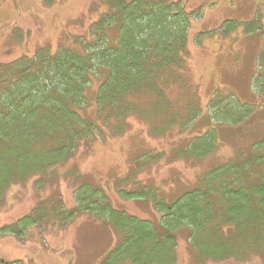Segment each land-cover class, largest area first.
<instances>
[{"label": "trees", "instance_id": "16d2710c", "mask_svg": "<svg viewBox=\"0 0 264 264\" xmlns=\"http://www.w3.org/2000/svg\"><path fill=\"white\" fill-rule=\"evenodd\" d=\"M102 1L108 10L92 26L90 39L0 70V204L10 187L54 173L80 148L104 140L105 132L120 137L133 117L153 137L163 138L201 112L188 49L190 19L198 11L188 13L183 0ZM259 21L245 32H260ZM257 67L252 89L263 98L264 47ZM95 81L97 120L90 121L83 111ZM238 103L235 95L214 93L208 107L215 126L192 141L190 158L202 160L217 151V126L239 125L253 116L252 105ZM141 190L130 197L154 193L150 187ZM105 198L89 185L75 191L77 212L99 217L119 235L101 264H176L177 234L184 229L200 264L264 256V135L250 150L207 172L193 191L171 203L155 201L161 226L117 211ZM60 211L66 212L61 206ZM35 213L18 225L39 223ZM3 231L17 234L13 226Z\"/></svg>", "mask_w": 264, "mask_h": 264}, {"label": "rangeland", "instance_id": "374dc122", "mask_svg": "<svg viewBox=\"0 0 264 264\" xmlns=\"http://www.w3.org/2000/svg\"><path fill=\"white\" fill-rule=\"evenodd\" d=\"M183 4L188 13L200 14L191 16L188 41L190 73L200 98L198 117L163 138L153 137L148 126L133 117L120 137L105 132L104 140L80 148L54 173L10 187L0 204V264H101L120 238L99 217L77 212L76 189L98 188L113 209L161 226L155 201L171 203L193 191L207 172L250 150L263 137L264 97L260 100L250 80L264 47V0ZM107 10L102 0H0V70L39 52L53 55L59 46L76 47V39H90L92 26ZM258 18L262 30L246 33ZM233 23L238 25L228 32ZM117 33V28L109 31L112 39ZM96 82L88 91L90 106L83 111L90 121L97 120ZM216 92L235 95L241 104L252 105L254 114L239 125L217 126V151L194 160L188 155L192 141L215 126L208 106ZM147 187L154 193L130 197ZM34 212L39 223L18 225ZM12 226L16 235L3 231ZM177 235L176 264H200L190 247L189 229ZM205 264H264V256Z\"/></svg>", "mask_w": 264, "mask_h": 264}, {"label": "crops", "instance_id": "0c3cea01", "mask_svg": "<svg viewBox=\"0 0 264 264\" xmlns=\"http://www.w3.org/2000/svg\"><path fill=\"white\" fill-rule=\"evenodd\" d=\"M255 74H256V72H255ZM255 74H254V75H255ZM253 77H254V76H252V77H251V80H250V84H251V86H252V80H253Z\"/></svg>", "mask_w": 264, "mask_h": 264}, {"label": "flooded vegetation", "instance_id": "af4514ba", "mask_svg": "<svg viewBox=\"0 0 264 264\" xmlns=\"http://www.w3.org/2000/svg\"><path fill=\"white\" fill-rule=\"evenodd\" d=\"M208 1H210V0H203L204 3H208Z\"/></svg>", "mask_w": 264, "mask_h": 264}, {"label": "bare ground", "instance_id": "6f19581e", "mask_svg": "<svg viewBox=\"0 0 264 264\" xmlns=\"http://www.w3.org/2000/svg\"><path fill=\"white\" fill-rule=\"evenodd\" d=\"M225 228V227H224Z\"/></svg>", "mask_w": 264, "mask_h": 264}]
</instances>
